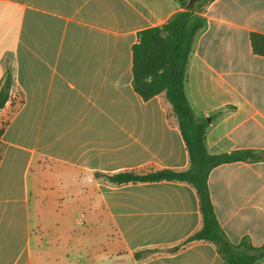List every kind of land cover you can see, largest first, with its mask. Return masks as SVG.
<instances>
[{
    "label": "crops",
    "instance_id": "0c3cea01",
    "mask_svg": "<svg viewBox=\"0 0 264 264\" xmlns=\"http://www.w3.org/2000/svg\"><path fill=\"white\" fill-rule=\"evenodd\" d=\"M182 10L174 0H0V84L10 69L12 98L19 92L23 99L13 113L7 114L10 103L0 111V117L8 115L0 135V264L57 260L55 243L46 251L51 257L37 263L33 224L41 214L50 223L59 213L47 235L73 234L78 221L64 223L76 209L88 222L108 225L102 232L111 264H225L208 242L168 252L201 224L189 184L113 186L95 178L187 168L164 93L145 101L132 86L138 33ZM202 16L205 27L194 39L185 93L195 115L209 119L207 152L261 156L214 168L207 181L211 203L231 243L247 239L259 247L264 57L252 52L249 34L264 35V0H214ZM57 204L58 212L50 207ZM150 248L162 252L135 260V252Z\"/></svg>",
    "mask_w": 264,
    "mask_h": 264
},
{
    "label": "trees",
    "instance_id": "16d2710c",
    "mask_svg": "<svg viewBox=\"0 0 264 264\" xmlns=\"http://www.w3.org/2000/svg\"><path fill=\"white\" fill-rule=\"evenodd\" d=\"M183 10L173 15L165 24L138 33L132 46V86L143 99L149 100L164 93L170 105L169 117H173L188 154V166L176 171L161 169L148 173L124 171L115 174L95 173V178L113 186L145 182H182L189 184L198 199L201 224L185 241L168 249L176 252L192 242H208L214 245L225 264H259L264 262V244L255 247L247 239L231 243L222 231L211 203L208 190L210 172L223 164L258 161L261 156L252 151H233L211 155L205 146V133L209 119L198 118L185 93L187 66L196 35L205 27L203 13L214 0H174ZM252 52L264 57V35L249 34ZM14 81L9 70L0 84V111L18 96L16 111L22 104L21 94L12 98ZM5 121L3 127L7 124ZM3 129V128H2ZM2 130L0 132V135ZM161 248L142 249L134 253L137 261L161 253Z\"/></svg>",
    "mask_w": 264,
    "mask_h": 264
},
{
    "label": "rangeland",
    "instance_id": "374dc122",
    "mask_svg": "<svg viewBox=\"0 0 264 264\" xmlns=\"http://www.w3.org/2000/svg\"><path fill=\"white\" fill-rule=\"evenodd\" d=\"M19 102L18 96L16 100L11 104L8 109L7 114H10ZM8 115H3L0 117V132L3 128V125L7 119ZM81 205V204H80ZM85 206V204H82ZM52 209L57 212L62 209L61 205L57 204L51 206ZM51 209V208H50ZM41 216L36 219V222L32 227V234L35 240L33 241V251L34 258L37 263H42L41 259L51 257L50 254H47L49 246L57 244L56 253L57 260L50 262L49 264H111L109 261V249L107 248L108 238L106 234L102 232V226L107 227L108 225L105 222L99 221L88 222L80 214V210H72L66 214L65 223L69 227L77 222V227L73 234L63 231L60 233L57 238L54 236H48L47 232L50 230L51 224H58L60 214H56L55 217H52L49 222H45ZM77 217V218H76ZM57 240V241H56ZM41 258V259H40Z\"/></svg>",
    "mask_w": 264,
    "mask_h": 264
}]
</instances>
